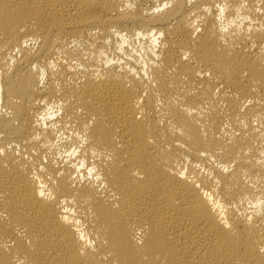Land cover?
Masks as SVG:
<instances>
[{
    "label": "bare ground",
    "instance_id": "1",
    "mask_svg": "<svg viewBox=\"0 0 264 264\" xmlns=\"http://www.w3.org/2000/svg\"><path fill=\"white\" fill-rule=\"evenodd\" d=\"M0 264H264V0H0Z\"/></svg>",
    "mask_w": 264,
    "mask_h": 264
}]
</instances>
